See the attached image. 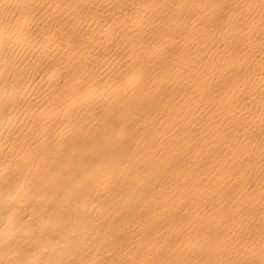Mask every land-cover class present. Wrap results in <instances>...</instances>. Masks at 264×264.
Wrapping results in <instances>:
<instances>
[{
	"label": "bare ground",
	"instance_id": "obj_1",
	"mask_svg": "<svg viewBox=\"0 0 264 264\" xmlns=\"http://www.w3.org/2000/svg\"><path fill=\"white\" fill-rule=\"evenodd\" d=\"M0 264H264V0H0Z\"/></svg>",
	"mask_w": 264,
	"mask_h": 264
}]
</instances>
